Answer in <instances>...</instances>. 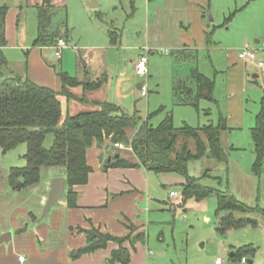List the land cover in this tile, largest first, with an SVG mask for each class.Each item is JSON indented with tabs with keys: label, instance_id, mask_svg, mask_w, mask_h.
<instances>
[{
	"label": "rangeland",
	"instance_id": "obj_1",
	"mask_svg": "<svg viewBox=\"0 0 264 264\" xmlns=\"http://www.w3.org/2000/svg\"><path fill=\"white\" fill-rule=\"evenodd\" d=\"M70 2L73 4L70 12L69 9L56 8L52 28L55 30L67 23L71 33L76 35L71 46L84 48L89 44L86 24L82 25L80 15L74 14L77 0H70ZM97 2L102 4L101 11L104 13L102 19H98L96 15L100 9L86 10L100 30H106L105 23H111L113 20L118 22L121 28L125 14H131V7L125 0H119L116 11H108L111 0H97ZM207 21L211 25L209 30L211 47L200 49L198 56H193L194 58L178 55L173 49L176 47L174 45H162L160 51H168V55H150L149 74L141 77L135 73L130 62L131 59L137 58L139 51L136 49L144 45L138 41V37L122 42V48L119 47L114 51L101 49L104 46L101 40L95 42L89 40L91 44L100 47L94 52L92 69L93 71L104 69L109 74V79L112 78L110 76H118L126 70L128 77L134 79L133 90L139 95L137 94L136 97L134 94L135 98L131 95L128 100L122 101L123 105L134 114L136 113L142 121L148 120L154 127L167 118H173L175 128L180 129L184 125L192 128L216 126L219 124L221 115L225 119H231L230 112L231 116H243V125L239 127L234 125L231 128L226 119L230 130L222 134V143L228 153V163L219 164L213 159L204 158L189 164V174L200 179V184L215 191L229 192L249 208L264 209V161L261 171L255 172L256 157L251 132L252 127L256 125V114L261 108V100L264 96V72L255 71L254 68L247 70L244 61L239 59V53L244 50L248 42L253 49L257 50L259 59L264 61V0H211ZM21 26L22 36L26 31V39L22 44L20 43V46H23L27 42L31 43L36 37V12L27 9ZM131 38L133 36L129 39ZM256 41H259V44ZM28 46L32 47L31 44ZM126 46L133 49L127 51ZM20 50L14 48L7 53L13 61H16L20 55H23ZM46 52L45 56L52 64L58 63L54 59L53 50L48 49ZM62 68L63 71L76 75L74 49L64 52L61 69L59 66L56 69L60 71ZM195 70L215 83L213 102L206 100L196 102L197 84L192 77ZM254 75H259V78H253ZM182 80L186 81L185 85L188 88L182 96L197 104L198 110L193 106H180L177 103L174 88ZM140 84L146 89L144 97L138 90ZM189 91H192L191 94ZM229 91L233 99L229 96ZM230 99L231 103H229ZM160 109L163 111L158 112ZM199 136L206 141L204 134ZM52 141L53 136L49 135L45 146L50 147ZM183 144V140L180 141L177 148H181ZM120 145L130 148L128 154L134 156L131 147L124 143ZM188 145L191 149H195L194 140H188ZM231 147H234V150ZM26 150V145H20L7 154L0 150V228L9 226L10 218L17 209H27L34 213L37 211L40 214L37 219L39 223L38 220L42 217L45 207L41 206V201L47 194L49 196L54 179H51L52 174L64 176L66 173L64 169H56V172L43 169L41 181L38 184L20 190L14 189L10 186L9 173L12 168H22L27 165L24 159ZM207 172H209L208 177L204 175ZM151 176L155 178L156 175ZM215 177L222 179L218 181L213 179ZM156 178L153 190L157 197V204L162 206L159 209H163L157 212V215L162 218L159 220L162 224L157 225L156 220H151L149 224L148 218H145L148 222L145 247L151 255L148 264H216L218 258H222L228 264H264V228L260 220L256 226H248L220 235L216 228L220 219V216L216 215L218 209L216 195L201 202L191 201L184 210L178 207L180 201L169 196L171 191H177V187H164L158 176ZM65 198V195L62 196L59 203H62ZM249 215L264 217L258 212ZM235 216L243 218L245 214L236 213ZM25 219L21 216L18 222L20 224L23 222L22 225L28 230L36 229L38 226L36 222ZM246 246L253 248L254 254L246 255L243 258L245 262L231 257L233 248L239 250Z\"/></svg>",
	"mask_w": 264,
	"mask_h": 264
},
{
	"label": "crops",
	"instance_id": "obj_2",
	"mask_svg": "<svg viewBox=\"0 0 264 264\" xmlns=\"http://www.w3.org/2000/svg\"><path fill=\"white\" fill-rule=\"evenodd\" d=\"M125 1L131 7V14H125L126 17H123L121 28L117 24L118 22L116 23L114 20L111 23L104 22L107 27L106 30H100L99 26H95L97 24H94V21L91 20L90 14H88L89 12L86 9H100L96 15L98 19H102L104 16L101 11L102 4L98 3L97 0H77L74 14L80 15V23L82 25L86 24V35L91 42L101 40V43H104L101 49L106 48L107 51H114L119 49V47L121 49L123 46L122 42H128L138 37V41L144 43L145 46L137 48L136 50L139 51L137 58L130 61L134 71L135 63L144 51L143 47L155 50L150 55L163 54L167 56L168 51H160L162 50L161 46L174 45L176 47L173 49L178 55L182 57L189 56V58L198 56L200 49L211 47L207 40L211 28L207 21L211 0ZM94 2L97 6L90 7V4ZM118 2L119 0H111V6L108 11H116ZM72 5L70 0H0V7H8L5 21L7 47H5L3 52L8 61L9 69L15 75L28 78L37 86L47 88L58 94L63 92L61 74H68L84 84L96 82L100 78L106 79L100 89L87 90L80 85L68 89L69 94L73 98L60 95L59 99L62 104L64 118L95 111L103 104H113L127 114H134L128 107H124L122 102L128 100L131 95L135 98L134 94H136L133 90L134 79L128 77L127 71L124 70L118 76L112 75L110 76L112 77L111 79H109V74L104 69L93 71L94 52L100 47L93 45V43L91 44L89 40V44L85 45L84 48L76 45L72 47L71 45L74 43L73 39L76 38V35L71 33V28L67 23L55 30L52 28L56 8L62 7L69 9L70 12ZM39 6L48 8L50 13L49 37L55 40L53 46L35 45L39 34L37 20ZM27 9L36 12L37 34L31 43L27 42L26 45L20 46V43L22 44L23 40L26 39V31L24 36H22L20 30L22 28L21 22ZM132 36L133 38L129 39ZM60 39L65 40L68 47L63 49L61 56L58 57L55 48ZM256 43L259 44V41H256ZM28 44H31L32 47H29ZM14 48L21 49L20 51L23 52V55H20L16 61H13L7 53L13 51ZM125 48H127V51L133 49V47L129 46ZM245 48L252 49L251 44L247 42ZM48 49L53 50V56L58 62L56 64H59V69H61L64 52L74 49L76 75L63 71V68L57 71L56 67L58 66L52 64L45 56ZM80 58L86 63L84 70L79 68ZM244 63L247 70L254 68L255 71H261L255 64H249L245 61ZM247 70L246 73L248 72ZM253 78H259V75H254ZM181 83H183L184 94L188 88L185 85L186 81L182 80ZM141 86L142 84L138 85V90H141ZM191 92L189 91L190 94ZM182 95L181 97L184 98ZM229 96H231V99L234 98L230 91ZM231 99L229 103H231ZM209 112H211L210 109ZM230 113L231 119L226 118L229 121V126L231 128L234 125H237V127L242 126L244 122L243 116L239 115L236 117L232 115V117ZM231 149L234 150V147H231ZM128 151H130V148H124L123 146L116 148L109 141H105L103 145L95 144L87 152V162L92 168V172L89 175L87 184L74 187V192L77 195L76 207H70L66 197L62 203L58 202L48 217L40 223H37V220L34 221L35 217L38 219L40 216L37 211L34 213L27 211V209H17L10 218L9 226L0 228V235L7 232L12 233L10 243L0 244V264H108L107 261L112 257V253L120 248L118 243L109 242L105 248L99 249L94 253L78 254L87 245L86 232L93 229L104 235L125 239L123 248L130 254L129 264H148L151 255L150 251L145 247L147 245L146 229L148 223L145 218H148L149 224L151 220H156V224L160 225L162 223L159 220L162 218L157 215V212L163 210L162 208L159 209L162 206L157 204V197H155L156 194L153 190L154 179H157L156 177L158 176L164 187L176 186L177 191H171L169 196L178 201H180L182 186L186 183V180L183 176L176 173L155 174L143 167L110 168L106 170L108 163H110L109 159L112 158L111 162H113L114 156L119 154H121L122 158L136 163V159L132 154L130 156ZM102 154L103 161L101 162L100 157ZM254 155L257 158L256 152ZM50 171L56 172L55 170ZM152 174L156 175L155 178L151 176ZM56 177L64 176L52 174L51 179ZM213 179L219 181L222 178L215 177ZM172 192H177L179 195L171 197ZM47 196L48 194L41 201V206H46ZM21 216L25 217V220L36 222L38 225L36 229L28 230L27 227L22 225L23 222L20 224L18 220ZM258 217L255 215L248 216V218L255 220L257 225L260 220L264 228V217ZM25 220L23 221L25 222ZM236 251L233 248L232 258L235 257ZM22 257L25 259L24 262L20 260ZM114 264L122 263L116 262Z\"/></svg>",
	"mask_w": 264,
	"mask_h": 264
},
{
	"label": "trees",
	"instance_id": "obj_3",
	"mask_svg": "<svg viewBox=\"0 0 264 264\" xmlns=\"http://www.w3.org/2000/svg\"><path fill=\"white\" fill-rule=\"evenodd\" d=\"M8 7H0V150L7 154L26 145V166L12 168L9 175L11 187L22 189L34 186L41 181L43 169H64L67 180V197L70 207H76L77 195L74 187L88 183L92 168L87 162V152L95 145H103L109 141L111 145L124 143L133 150L136 163L121 157L108 163L110 168H145L155 174L176 173L183 176L186 183L182 186L179 207L186 209L191 201L201 202L212 195L218 199L216 215L220 220L217 232L225 235L229 231L239 230L248 226H256L257 222L247 217L252 213L264 216V209H252L239 202L229 192H220L200 184V179L189 174V164L204 158L213 159L219 164L228 163V153L223 147L222 134L229 129L227 120L221 115L219 124L192 128L184 125L175 128L173 118H167L154 127L149 121H142L137 114L129 115L113 104H103L97 110L85 112L76 116L63 117L60 95L73 98L69 88L84 86L87 90L100 89L106 82L100 78L93 83L84 84L68 74H61L63 92L55 93L47 88L39 87L28 78L15 75L8 67V61L3 50L7 47L5 36V21ZM51 16L48 8L38 7V38L36 46H53L55 40L49 37ZM212 44L210 34L207 37ZM86 63L79 60V68L84 70ZM197 83L196 102L206 100L213 102L215 83L200 74L193 72ZM183 85L178 83L175 95L180 105H190L199 109L198 105L181 97ZM160 109L158 112H162ZM204 134L206 141L199 136ZM49 135L53 136L50 147L45 143ZM185 139V141H184ZM195 141V149H191L188 140ZM252 139L255 146L256 162L254 171L259 173L264 161V96L261 108L256 117V125L252 129ZM183 140L181 148L178 143ZM115 157V156H114ZM208 177V172L204 174ZM236 213L245 214L237 218ZM37 218H34L36 221ZM88 242L79 255L94 253L103 249L109 242H115L120 248L112 253L108 264L120 262L129 264L130 254L123 248L125 239L101 234L98 230L86 232ZM248 254H254V249L248 246L235 252L237 259L243 260Z\"/></svg>",
	"mask_w": 264,
	"mask_h": 264
},
{
	"label": "built area",
	"instance_id": "obj_4",
	"mask_svg": "<svg viewBox=\"0 0 264 264\" xmlns=\"http://www.w3.org/2000/svg\"><path fill=\"white\" fill-rule=\"evenodd\" d=\"M67 47H68L67 42L63 39H60L55 48L57 50V56L60 57L63 49H66ZM143 50H144L143 53L141 54V56L138 58L137 62L135 63V72L138 76H141V77H145L149 74V69H148L149 56L152 51H155L149 47H144ZM239 59L249 64H255L261 71L264 72V61L259 59L256 49L245 48L239 54ZM140 91L143 97L146 96V89L143 87V85ZM115 147L121 148L122 146L120 144H115ZM178 195L179 194L177 192L171 193V197H177ZM20 260L21 262L25 261L23 257L20 258ZM244 262H245V259H244ZM216 264H228V263L222 258H218L216 260Z\"/></svg>",
	"mask_w": 264,
	"mask_h": 264
},
{
	"label": "water",
	"instance_id": "obj_5",
	"mask_svg": "<svg viewBox=\"0 0 264 264\" xmlns=\"http://www.w3.org/2000/svg\"><path fill=\"white\" fill-rule=\"evenodd\" d=\"M97 4L94 2L93 4H90V7H95ZM142 86L140 87V89ZM119 155H116L113 159L117 160L119 159ZM100 161H103V154L100 157ZM112 161V158L109 159V162ZM106 167V165H105ZM23 186V183L18 184V189H21ZM67 192V180L65 177H56L52 180L51 183V190L48 196V200L46 203V206L44 207V211L42 214V217L38 220L40 223L43 221L45 218L48 217L52 209L58 204L59 200L61 199L62 196H64ZM12 240V233L7 232L3 233L0 235V244H8Z\"/></svg>",
	"mask_w": 264,
	"mask_h": 264
}]
</instances>
